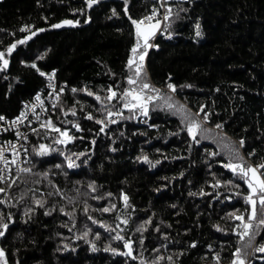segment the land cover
Wrapping results in <instances>:
<instances>
[{
  "label": "trees",
  "instance_id": "obj_1",
  "mask_svg": "<svg viewBox=\"0 0 264 264\" xmlns=\"http://www.w3.org/2000/svg\"><path fill=\"white\" fill-rule=\"evenodd\" d=\"M158 1L0 0V121L54 73L48 122L71 137L31 132L29 171L0 185V264H233L264 246V208L249 221L226 167L264 164V0H169L136 75L133 21ZM132 90L151 96L146 115L121 109Z\"/></svg>",
  "mask_w": 264,
  "mask_h": 264
},
{
  "label": "built area",
  "instance_id": "obj_2",
  "mask_svg": "<svg viewBox=\"0 0 264 264\" xmlns=\"http://www.w3.org/2000/svg\"><path fill=\"white\" fill-rule=\"evenodd\" d=\"M168 1L159 0L157 5L149 7L147 13L137 21H143L139 25L148 27L156 24L159 31L163 22L166 20L165 17H169L170 6L168 5ZM41 76L45 79L44 85L22 104L17 116L10 120L0 121V185L12 182L18 174L24 172V169H26L28 164L27 142L29 134L38 129H50L47 127L48 117L54 109L60 89L56 86L54 73ZM118 114L119 110L111 113L108 116V120L113 119ZM140 125H146L145 120H141ZM149 128L157 130V126L155 125H151ZM71 129L76 130V126L71 124ZM53 131L59 135L64 132L61 129L60 132ZM262 169H259L260 174L264 173V169ZM262 177L264 179V176ZM236 220L238 224L234 227L233 233L239 234L240 225L243 221ZM259 247L252 246L244 260V264H249L251 257L260 258L262 256V252L256 251ZM236 253L234 252L232 254V259L234 260L239 258ZM212 264L221 263L213 259Z\"/></svg>",
  "mask_w": 264,
  "mask_h": 264
},
{
  "label": "snow or ice",
  "instance_id": "obj_3",
  "mask_svg": "<svg viewBox=\"0 0 264 264\" xmlns=\"http://www.w3.org/2000/svg\"><path fill=\"white\" fill-rule=\"evenodd\" d=\"M151 19V18H149ZM165 19H167V17H165ZM64 24H71L72 22L71 21H64L63 22ZM134 24H137V26L139 27V24L140 23H143V21L141 22H137V21H133ZM62 25H54L53 27H61ZM22 31L25 30V29H21ZM33 35H35V33H33ZM197 35H199V33H197ZM29 39L31 37H28ZM25 41L24 40H21L19 41V43H24ZM145 46L147 47V43L145 44ZM15 47V45H13V48ZM12 49L10 48L9 49V52H11ZM133 53L135 54L137 52V48H133L132 49ZM3 57V53H0V58ZM139 59L141 61H143L144 59V55L141 54ZM132 63H134L133 60H130L129 61V65H131ZM4 65L7 66V61L5 60L4 61ZM35 65H33L34 67ZM143 68V65H139L137 67V74H139V72L142 70ZM128 83L129 84H134L136 83L135 80L129 78L128 80ZM150 86L145 83L142 85V89H148ZM168 87L170 89H172L173 91L175 90L174 86L169 84ZM73 92L76 91V89H73L72 90ZM111 91V89H110ZM135 90H132V91H128V92H125V96H132V99L134 101H137L138 103L137 104H133L131 107L135 108V107H138V106H141L140 105V101L142 100V97L140 95H134ZM89 95H92L91 92L88 93ZM116 97V93L115 92H112L111 95L108 97L109 100H111L112 98ZM37 99H39V97H37ZM97 99H99V97H97ZM126 107L128 105H125ZM73 115H75V112L72 113ZM144 114L146 115L147 114V111L145 109V112ZM109 115H111V113H109ZM0 119H3V117H0ZM88 119H92L91 116L88 117ZM205 119H207V116H205ZM97 123H102V121H96ZM113 123H115V121H112ZM47 127L48 128H53V130L57 131V132H60V129L58 128H54V126L51 124V122L49 121L48 124H47ZM77 127V130H79L78 128V125L76 126ZM199 127V125H196L195 123H193L189 128H188V131L190 134H194V129ZM217 127H221V125H217ZM101 131H103V128L101 129ZM61 135L67 137L69 140L71 139V137H68V133L67 132H62ZM59 143H64L65 141L63 140H60L58 141ZM241 145H243V141L240 142ZM44 146L41 145V148H43ZM40 155H43L44 152H40L39 153ZM145 160H147V158L145 157ZM14 163V161H13ZM69 167H73V165L71 163H69ZM226 167L230 168L233 172H239V174L241 175L242 178H244L247 182V186H248V189L250 190V194L246 197H244V200H245V203L246 204H249L251 206V213L249 215V221L253 220L256 218V215H257V203H259V206L261 208H264V179L261 178V176H264V173H261V174H258L259 172V169L260 168H264V164L260 165L259 168H255V167H248V168H245L241 165H233V164H228L226 165ZM24 171H29L28 169H24ZM251 174V175H249ZM0 191H4L3 189H0ZM125 201H127V197L124 198ZM39 203V202H38ZM105 212L109 211V209H104ZM236 219H239L241 221H243V216H237ZM123 223H127V221H122ZM259 225H264V219H261L259 221ZM5 229L8 227L7 224H5L3 226ZM252 227L251 223H244L243 224V228H244V231L242 233H240V237L241 239H243L245 236H248L249 237V244H251V241L254 239V237L250 234L249 232V229ZM3 232H0V236H3ZM117 239H122V237H117ZM126 247H128L129 249H131V244L130 243H126L125 244ZM256 251H259V252H264V246H261L259 248L256 249ZM3 253L0 252V256H2ZM125 255H131V251H129L128 253H125ZM237 256H239V250L237 251L236 253ZM233 264H244V261L243 260H238V261H233Z\"/></svg>",
  "mask_w": 264,
  "mask_h": 264
},
{
  "label": "rangeland",
  "instance_id": "obj_4",
  "mask_svg": "<svg viewBox=\"0 0 264 264\" xmlns=\"http://www.w3.org/2000/svg\"><path fill=\"white\" fill-rule=\"evenodd\" d=\"M157 30V31H156ZM158 26L156 25V24H154V25H151V26H148V27H143V26H141V25H139V27L137 26V24H136V26H135V34H136V42H135V45H134V47L133 48H137V52L134 54L133 53V51H132V60L134 61V66H133V71H134V73L136 74V75H138L137 74V67L139 66V65H143V68H142V70L139 72V74H141L142 72H143V70H144V59H145V56H146V54H147V51L151 48V46H152V42H153V40H154V38L156 37V35L158 34ZM147 43V47L145 46V44ZM141 54H143L144 55V59H143V61H141L140 59H139V57H140V55ZM134 95H138L137 93L135 94L134 93ZM129 97H131V99H130V101L131 102H127V103H125V104H123L122 106H121V109H128V108H133V107H131L133 104H137L138 102L137 101H134L133 99H132V96H129ZM151 98V96L150 97H144V98H142V100L139 102L140 103V105L141 106H139L140 108H141V110H142V113H144L145 111H144V105H145V103L149 100ZM125 105H128L127 107L125 106ZM238 172V171H237ZM239 173V172H238ZM258 174H260V172H258ZM249 175H251V174H249ZM261 178L263 179V177L261 176ZM244 179V178H243ZM244 181H245V184H246V187H247V189H248V186H247V182H246V180L244 179ZM250 194V190L248 189V194H247V196ZM248 206H249V215H250V213H251V206L249 205V204H247ZM249 215H248V218H249ZM244 223H246V222H244ZM243 223V224H244ZM242 226V225H241Z\"/></svg>",
  "mask_w": 264,
  "mask_h": 264
},
{
  "label": "water",
  "instance_id": "obj_5",
  "mask_svg": "<svg viewBox=\"0 0 264 264\" xmlns=\"http://www.w3.org/2000/svg\"><path fill=\"white\" fill-rule=\"evenodd\" d=\"M68 25V24H67ZM65 142L63 143V146H65L66 144H68L70 142L69 139L64 140ZM126 250L128 251V247H126ZM128 253V252H127ZM127 257H130V255H127Z\"/></svg>",
  "mask_w": 264,
  "mask_h": 264
},
{
  "label": "crops",
  "instance_id": "obj_6",
  "mask_svg": "<svg viewBox=\"0 0 264 264\" xmlns=\"http://www.w3.org/2000/svg\"><path fill=\"white\" fill-rule=\"evenodd\" d=\"M157 31V30H156Z\"/></svg>",
  "mask_w": 264,
  "mask_h": 264
}]
</instances>
